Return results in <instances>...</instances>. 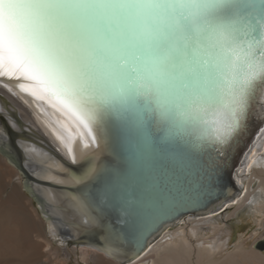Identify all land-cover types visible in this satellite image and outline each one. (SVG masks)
Returning <instances> with one entry per match:
<instances>
[{
	"label": "snow or ice",
	"instance_id": "1",
	"mask_svg": "<svg viewBox=\"0 0 264 264\" xmlns=\"http://www.w3.org/2000/svg\"><path fill=\"white\" fill-rule=\"evenodd\" d=\"M0 77L30 81L20 90L111 152L73 174L94 188L76 199L118 213L107 231L131 254L105 250L131 262L165 217L235 179L231 152L264 92V0H0Z\"/></svg>",
	"mask_w": 264,
	"mask_h": 264
},
{
	"label": "bare ground",
	"instance_id": "2",
	"mask_svg": "<svg viewBox=\"0 0 264 264\" xmlns=\"http://www.w3.org/2000/svg\"><path fill=\"white\" fill-rule=\"evenodd\" d=\"M22 83L31 84L30 81H7L6 78L0 77V93L9 100V103L5 101L6 98L2 99L3 101L0 100V109L10 121L6 123L0 116V145L9 143L10 137L8 134L5 135L4 130L7 129L8 132V129H11L18 135L27 134L41 143L55 147L62 157L71 162L75 159L77 163L84 164V167L76 171L64 165L47 150L46 146H43L46 148L43 149L29 140L18 139V144L27 158L25 163L32 173L38 179L57 187L45 188L38 184L31 185L33 191L44 200V204L40 207L44 212L45 220L41 218L39 209L32 211L26 203L21 207L18 206L20 201L18 203L17 200H20L22 195L13 193L9 204V208L10 206L12 208L9 211L11 213L19 211V216L22 217L20 221L19 218H15L19 217L15 213L11 216V213L5 212L4 209L0 212V264H51V260H48L50 252L54 250L56 252V249L51 247L55 244L53 239L66 240L68 236L77 237L85 233L92 234L93 242L102 248L81 247L85 254L91 250L92 255L87 256L94 260V264H242L244 261L250 264H264V253L260 249H246L244 245H241L232 252H225L230 242V231L229 228L215 226L220 220V215L213 214L224 205L230 208L237 204L239 208H242L248 204V201L253 200V179L251 177L247 182V177L255 176L258 168L264 174V131L259 132L246 156L240 157L239 151L236 152L240 143L233 147L234 152L237 153V159L242 160V165L236 174L241 186L240 193L232 192L230 187L227 191L221 192L220 200L211 201L206 206L209 210L208 215L189 216L178 222H169L173 216L165 217L157 230L147 237L146 248L139 258L129 262L125 256L114 259L113 253L105 250L122 248L131 254L128 245L119 244L108 234L107 225H115L117 212L108 211L100 216L87 207L86 203L81 205L76 199H83L84 192L78 189L86 188V186H77L73 174L76 176L83 174L86 168L85 161L108 162L111 152H101L99 141L92 142L88 129L68 109L50 103L48 100L35 99L29 93L20 90L19 85ZM93 135H95L94 129ZM0 159H2L1 156ZM4 171H0V194L6 186L11 184L12 177L16 175L13 167L7 166ZM259 187H264V176L260 178ZM4 204L5 202H2L0 206ZM261 209L264 210V207ZM94 220L96 223L93 222ZM186 220L193 224L190 235L183 232L177 233L175 245H171L174 240L171 243L166 241L170 245L163 244L162 241L171 235L170 229L181 225ZM42 224L49 229L50 237L43 236L40 232L39 227ZM204 225L213 227V235L208 240L197 239L195 244L192 238L198 237ZM263 236L264 233L260 238Z\"/></svg>",
	"mask_w": 264,
	"mask_h": 264
},
{
	"label": "rangeland",
	"instance_id": "3",
	"mask_svg": "<svg viewBox=\"0 0 264 264\" xmlns=\"http://www.w3.org/2000/svg\"><path fill=\"white\" fill-rule=\"evenodd\" d=\"M5 98L6 97L0 93V100L2 99L4 100ZM5 101L9 103V100L7 98L5 99ZM0 116L5 120L6 123L8 122L10 123L8 118L4 114H2L1 109H0ZM0 156L2 157V159H0V171L3 172L5 168L7 169V166L13 167L16 170L15 173L16 175L12 177L13 179H11L12 181L11 184L9 186H6L0 194V203L5 202L4 205L0 206L1 207L0 212H2V209H4L5 212L7 211L11 213V211L9 210H11L12 207L10 206L9 208V204L14 192L22 195L20 197V200H17L18 203L20 201L18 206L21 207L26 203L27 204L26 206H29V208L32 211L37 210L36 204L32 202L31 199L26 197V193L23 188L24 180L20 171L8 160L5 162L6 159L2 155ZM3 173L5 174L6 172L4 171ZM263 176H264L263 172H261L260 169L258 168L256 169L255 176L250 175L249 177H247V182L250 181L251 177L253 179L252 190L254 191V196H252L253 200H250L251 203L246 204V206L242 208H239L237 204L230 208H227V206L225 205L222 207L223 211L219 209L214 212L215 214L220 215V220L215 224V226L219 228L221 227L229 228L230 231L229 232L230 242L229 245L226 247L225 252H232L241 245H244L246 249H251V248L258 249L257 241H261L264 239V236L260 238L264 233V210L261 209L264 207V187L263 188L259 187L260 178H262ZM12 213H15V215L19 216V211L18 213L16 211ZM12 213L11 216L13 215ZM20 217L22 216L20 215L19 217H15V218L17 219L19 218L18 220H20ZM192 226L193 224L186 220L181 225H178L170 229L171 233L169 234L171 235H168L165 238L166 240L164 239L165 243L164 241H162L163 244H167L168 242L171 243L174 240L173 244L171 245H175L177 239V233L183 232L186 235L187 234L190 235ZM39 228L43 236H48V232H47L48 229H46V227L43 224ZM213 232H214L213 227H211L210 225H204L203 228L199 231L198 237L192 238V240L194 241V243L196 242L197 239L208 240L209 238L212 237ZM39 239L42 240V238ZM170 243L168 244L170 245ZM51 247H53V249L54 248L56 249V252L55 250L51 251L48 257V260H51L52 262L51 264H94L95 263L94 260L90 257L92 255L91 250L88 252V254H85L84 251L81 249V247H76L72 245L67 247H60L57 244H54ZM260 250L264 253L262 249ZM242 264H250V263L244 261Z\"/></svg>",
	"mask_w": 264,
	"mask_h": 264
},
{
	"label": "water",
	"instance_id": "4",
	"mask_svg": "<svg viewBox=\"0 0 264 264\" xmlns=\"http://www.w3.org/2000/svg\"><path fill=\"white\" fill-rule=\"evenodd\" d=\"M257 79H259V77H257ZM261 96H264V92H262L261 94H259L257 96V101H256L255 105L253 106L251 116H250L249 121H248L247 130L240 137L237 144L235 145V146H237L240 143V145L238 146V149L236 150V152L239 151L240 157H242V156L244 157L248 154V152L252 148L251 146H252L253 141H255L256 138L258 137L261 129H264V102H262ZM258 108H259V110H258ZM210 118H211V115L209 114V119ZM8 135L10 137V141L7 145H0V155H2L4 158H6L11 164H13L20 171V173L23 176V180H24L23 188L25 190L26 197L31 199V201L36 204L37 209L40 210L41 218L44 219V212L41 211V207H40V205L42 206L44 204V200L33 191L31 185L32 184H38V185L45 187V188H54V187L56 188L57 185H52V183L40 180L32 173L31 169L25 163L27 158L25 156L24 150L18 144V139L23 138V139L29 140L33 143H36L37 145H40L43 149H46L43 147V146H46L47 150L50 153H52L55 157H57L64 165H66L69 168H73L76 171L83 169L82 167H84V164H82L81 162L74 164L73 162L69 161L65 157H62L60 155V153H58L55 150L56 149L55 147L48 146L44 143H41L40 141L30 137L27 134L18 135L17 133H15V131L8 129ZM235 146H234V148H235ZM236 152H234V149H232L231 163H232V166L234 169L235 179L228 181V184H229V187L232 190V192H235L236 194H238L241 192V186H240V183H238L236 174L242 165V160H240V158L237 159V153ZM109 158L110 159H107L108 162H105L104 164L115 163L114 158L112 157V154L110 155ZM87 187H88V189H87ZM71 189H73V188H71ZM78 190L80 192H85L86 190H94V188H93V186H86V188H80ZM230 196H231V194H230ZM220 198L221 197H219V199H216L213 201H218V200H220ZM208 203H210V202H208ZM208 203L206 205H196V206L185 208L180 213L173 215V217L171 219H169V222H172V221L178 222V221H181V220H183L189 216L208 215L207 213L209 212V210L206 208ZM47 232H48V237H50L49 229ZM93 238L94 237H92V234H90V233L86 234L85 233V234H83L81 236H77V237L68 236L66 240H61L60 238L53 239V240H54V243L60 247H67V246L72 245V246H76V247L87 246V247H96L98 249H102L100 246H98L96 243L93 242ZM257 247H258V249H262L264 251V239L261 240L260 243L257 244ZM145 248H146V246H144V249ZM142 251L140 252V254L142 253Z\"/></svg>",
	"mask_w": 264,
	"mask_h": 264
}]
</instances>
